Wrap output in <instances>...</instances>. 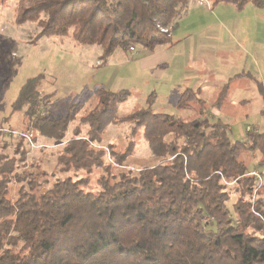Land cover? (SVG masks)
Listing matches in <instances>:
<instances>
[{
    "label": "trees",
    "instance_id": "trees-1",
    "mask_svg": "<svg viewBox=\"0 0 264 264\" xmlns=\"http://www.w3.org/2000/svg\"><path fill=\"white\" fill-rule=\"evenodd\" d=\"M189 1L18 0L15 21L36 23L41 29L36 39L72 34L81 44L99 45L105 58L117 48L129 51L143 46L152 52L169 42L173 32L170 37L160 27L175 29ZM213 1L239 8L249 2L264 7V0ZM245 75L251 76L230 77L214 105L220 108L229 97L232 81ZM44 78L39 73L26 80L12 104L13 113L24 111L33 129L61 141L74 115L52 117L46 112L43 100L51 96H41ZM254 81L264 102V86ZM91 92L97 104L82 116L89 130L86 135L74 130L59 162L89 173L102 168L100 190L86 189L89 177L68 176L40 194L21 188L13 200L9 192L17 158L0 153V264H264V185L255 210L241 197L234 203V217L227 207L231 193L225 182L236 181L253 192L255 177L248 174L251 167L245 154L258 151V165L264 168V130H247L242 139L233 140L220 119L204 117L209 108L202 88L187 87L178 98L180 109L199 114L194 119L153 111L155 94L148 97L146 106L119 118L118 108L131 90L114 91L99 83ZM117 119L142 127L161 160L113 173L114 166L105 162L106 151L98 144ZM3 134L12 132L0 130ZM115 145L108 146L122 165L134 143L123 152H117ZM20 147L16 153L24 160Z\"/></svg>",
    "mask_w": 264,
    "mask_h": 264
},
{
    "label": "rangeland",
    "instance_id": "rangeland-1",
    "mask_svg": "<svg viewBox=\"0 0 264 264\" xmlns=\"http://www.w3.org/2000/svg\"><path fill=\"white\" fill-rule=\"evenodd\" d=\"M17 2H0V130L12 132L0 135V153L17 158L10 185L11 199L18 197L21 188L40 194L68 176L75 179L89 177L86 189L100 190L102 168L95 167L89 173L85 169L66 168L59 162L64 143L74 136V130H81L82 135L89 130L82 116L97 104L91 92L95 84H104L114 91L131 90L129 99L118 108L119 118L146 106L148 97L155 94L153 111L194 119L199 114L180 109L177 102L185 88L201 87L204 104L209 108L206 116L211 121L220 119L225 123L233 140L242 139L247 130H264L261 112L264 102L254 81L257 79L264 86V7L253 2L239 8L231 2L193 0L190 8L178 15L176 28L163 31L170 37L173 32L169 42L158 45L152 52L143 46L129 51L117 48L104 58L101 46L81 44L72 34L36 39L41 30L36 23H16ZM147 53L155 55L143 58ZM160 54L165 56V62L157 66ZM39 73L45 74L40 85L41 96H51L43 100L47 104L46 112L52 117L66 112L74 115L66 137L61 141L33 129L24 111L13 113L12 104L20 88L28 78ZM240 73L251 76H239L232 81L229 97L218 108L214 105L218 92L230 77ZM175 90L178 92H173ZM199 107V104L195 106L196 109ZM134 126L132 121L117 119L109 124L98 144L106 151L105 162L114 166L113 173L152 166L161 160L145 139L144 129ZM24 133L32 141L28 138L27 141ZM131 142L134 143L133 151L124 164H118L109 143L116 144L117 152H123ZM19 145L21 152H25L24 160H20L21 153H16ZM245 155L251 171L264 170L258 165L261 158L258 151ZM262 175L264 179V173ZM225 182L231 193L227 207L232 216L235 217L234 203L241 197L251 202V208L255 210L260 198L258 191L263 189L264 181L257 185L255 180L251 193L241 183Z\"/></svg>",
    "mask_w": 264,
    "mask_h": 264
},
{
    "label": "built area",
    "instance_id": "built-area-1",
    "mask_svg": "<svg viewBox=\"0 0 264 264\" xmlns=\"http://www.w3.org/2000/svg\"><path fill=\"white\" fill-rule=\"evenodd\" d=\"M160 28H161L162 31H165V32L168 31V28H166V27H160ZM133 49H134V47H131V50H133ZM25 136H26L30 141H32V140H31V137H30L29 135L25 134ZM250 174H252V175L255 177V180H256V184H257V185H262L264 179H263V175H262L261 172L253 170V171L250 172Z\"/></svg>",
    "mask_w": 264,
    "mask_h": 264
},
{
    "label": "crops",
    "instance_id": "crops-1",
    "mask_svg": "<svg viewBox=\"0 0 264 264\" xmlns=\"http://www.w3.org/2000/svg\"><path fill=\"white\" fill-rule=\"evenodd\" d=\"M196 2H198V1H196ZM191 3H193V0H190L189 1V4H188V7L185 9V10H183V11H187L189 8H190V5H191ZM199 3V2H198ZM177 23H178V21H177ZM173 37V36H172ZM155 54H149V53H147V54H145L144 55V57L143 58H150V57H152V56H154ZM164 55H162V54H160L159 56H158V58H157V66L159 65V64H162V63H164L165 62V59H164ZM147 65H153V64H147ZM144 67H148V66H144ZM192 88V87H191ZM199 88H201V87H199ZM173 92H178V91H173ZM204 117H208V116H206V114H204ZM209 118V117H208ZM210 119V118H209Z\"/></svg>",
    "mask_w": 264,
    "mask_h": 264
}]
</instances>
